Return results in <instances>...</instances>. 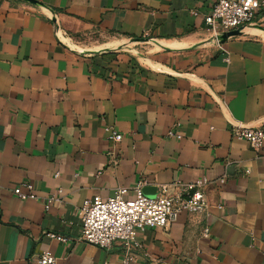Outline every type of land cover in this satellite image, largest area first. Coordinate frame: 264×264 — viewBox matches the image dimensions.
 I'll return each instance as SVG.
<instances>
[{"label":"crops","instance_id":"crops-1","mask_svg":"<svg viewBox=\"0 0 264 264\" xmlns=\"http://www.w3.org/2000/svg\"><path fill=\"white\" fill-rule=\"evenodd\" d=\"M34 1L0 10V264H121L119 244L78 240L82 202L202 178L207 213L145 229L130 264H264V140L232 134L264 130V6L223 39L204 23L216 0Z\"/></svg>","mask_w":264,"mask_h":264},{"label":"built area","instance_id":"built-area-1","mask_svg":"<svg viewBox=\"0 0 264 264\" xmlns=\"http://www.w3.org/2000/svg\"><path fill=\"white\" fill-rule=\"evenodd\" d=\"M264 6L259 0H216L211 11L204 16V23L212 33H226L242 30L256 17ZM228 63V58H225ZM110 132L109 140L119 142L122 136L114 129ZM235 138L246 141L253 151H258L263 144L264 130L262 127L235 126L232 130ZM168 137L180 139L181 136L168 132ZM57 175V174H56ZM224 178L219 180L222 184ZM144 183L139 181L132 188V198H127L126 188H117L113 196L102 199L93 196L82 202L78 209L80 219V235L78 240L87 244L108 250L117 243L122 247L121 264L134 261V252L140 249L136 241L137 235L145 229L166 228L174 223L182 212L187 214H206L208 202L204 188L208 185L205 178L192 182H174L161 185L157 196H147L143 192ZM173 188V192H169ZM18 200H36L30 183H21L12 190ZM44 202V208L58 200L55 195H49ZM50 240L66 244L69 239L53 232L44 234ZM201 235L207 238V227ZM151 264H164L162 260L149 258ZM35 264H55V258L43 252L37 257Z\"/></svg>","mask_w":264,"mask_h":264},{"label":"water","instance_id":"water-1","mask_svg":"<svg viewBox=\"0 0 264 264\" xmlns=\"http://www.w3.org/2000/svg\"><path fill=\"white\" fill-rule=\"evenodd\" d=\"M22 1H25V2H28V3H32V4H36L37 2H35L34 0H22ZM239 35V30H234V31H231V32H227V33H224L222 35V38L225 39L227 37H232V36H237ZM145 192V191H144ZM146 194V193H145ZM147 195V194H146ZM152 197V196H151Z\"/></svg>","mask_w":264,"mask_h":264},{"label":"rangeland","instance_id":"rangeland-1","mask_svg":"<svg viewBox=\"0 0 264 264\" xmlns=\"http://www.w3.org/2000/svg\"><path fill=\"white\" fill-rule=\"evenodd\" d=\"M11 1V0H0V10L1 8L7 6V3Z\"/></svg>","mask_w":264,"mask_h":264}]
</instances>
